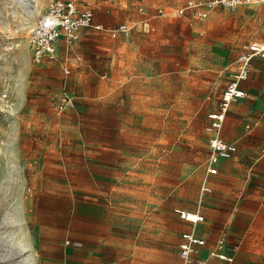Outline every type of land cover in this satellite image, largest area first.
Instances as JSON below:
<instances>
[{
  "label": "rangeland",
  "instance_id": "1",
  "mask_svg": "<svg viewBox=\"0 0 264 264\" xmlns=\"http://www.w3.org/2000/svg\"><path fill=\"white\" fill-rule=\"evenodd\" d=\"M50 1L0 0V264H40L34 226L57 219L100 236L113 264H181L192 227L180 211L210 218L195 232L227 260L209 264H264V59L230 105L237 151L200 194L207 114L241 45L264 39V6L197 20L175 17L176 0H77L104 27L132 30L84 29L35 63L29 37ZM65 95L72 107L58 112Z\"/></svg>",
  "mask_w": 264,
  "mask_h": 264
},
{
  "label": "built area",
  "instance_id": "2",
  "mask_svg": "<svg viewBox=\"0 0 264 264\" xmlns=\"http://www.w3.org/2000/svg\"><path fill=\"white\" fill-rule=\"evenodd\" d=\"M260 4L264 6V0H186V2L174 9L176 16L188 14L191 18L203 20L215 7L235 8L241 5ZM158 16L165 17L167 13L159 8L156 11ZM143 31L151 30L149 21L146 19L139 25ZM93 28L98 32H106L115 36L117 33H128L132 26L127 23L118 25L116 28L108 29L100 23L94 22V13L90 8H80L77 0H51L44 11L38 16L31 30L29 42L31 45V56L35 63L52 61L58 53L60 43L70 44L75 42L82 29ZM254 58H264V39L261 41H250L244 44L241 52L236 57L230 74V78L223 88L217 109L208 114V123L205 132L208 135L209 154L206 160V175L217 173V164L222 159H230L236 152L233 143L225 142L221 136L222 124L232 103L246 96L240 88L241 82L245 81L250 73L251 63ZM67 74L69 70L64 68ZM72 97L65 95L58 112L72 107ZM246 128H249L247 126ZM204 178L200 187V194L211 192L210 187ZM179 217L188 222L193 228L202 222L204 217L199 213L180 211ZM222 239L218 245L221 246ZM204 245V240L198 238L194 231H187L181 234L178 245V256L183 264H207V258L196 257L199 248ZM210 257L217 256L220 259H227L223 254L212 251ZM195 257V258H194Z\"/></svg>",
  "mask_w": 264,
  "mask_h": 264
},
{
  "label": "crops",
  "instance_id": "3",
  "mask_svg": "<svg viewBox=\"0 0 264 264\" xmlns=\"http://www.w3.org/2000/svg\"><path fill=\"white\" fill-rule=\"evenodd\" d=\"M185 2H186V0H183L182 2H179V0H176L175 4L173 6L174 7L173 9H175L178 6L183 5ZM159 8L163 9L167 13V16H165V17L159 16V17L167 18L171 11H167L162 6H158L156 8V11ZM172 13H174V10H172ZM174 15H175V13H174ZM185 16L190 17L188 14H186ZM175 17H178V16L175 15ZM94 22L99 23V22H96L95 19H94ZM100 24H102V23H100ZM150 26L152 27L151 30H153L154 29L153 25L150 24ZM88 29H93V28H88ZM82 30H84V29H82ZM250 41L251 40H248L241 45L239 52L237 53L236 57L241 52L242 46L244 44L250 42ZM62 44L63 43H60V46ZM60 46H59V48H60ZM236 57H235V59H236ZM235 59L231 63H229V65L227 66V69L229 71V78H230V74L234 70L233 63H234ZM259 60H262V59L254 58L252 63H251V67L254 63H256L255 61H259ZM251 67H250V71H251ZM249 75H250V73H249ZM229 78H228V80H229ZM228 80L225 82L224 86L222 87L221 92H222L223 88L225 87L226 83L228 82ZM244 83H245V81L241 82L240 88L245 92V94L247 96L248 87ZM221 92H220V95H221ZM244 98H242V99H244ZM219 99H220V97H219ZM216 109H217V107H216ZM216 109L212 110L211 112L215 111ZM229 109H230V107H229ZM228 112H229V110H228ZM228 112H227L225 120L222 124L220 136L225 142L235 144V142H231L232 137L230 136V133H229V128L233 125V118L228 114ZM208 114H207V116H208ZM207 123H208V118H207ZM207 123H206V125H207ZM247 126H249V128H246ZM256 126H257V123L254 121L251 123H247L245 125V128L250 130ZM204 130H205V128H204ZM235 146H236V144H235ZM207 147H208L207 148V157H208L209 150H210L209 144H208V135H207ZM236 151H237V146H236ZM207 157H206V160H207ZM223 161H225V159H222L218 162V164L216 166V168H217L216 174H218L219 167L222 165ZM216 174H214V175H216ZM214 175H206V165H205V177L204 178H207L208 176H214ZM207 184L210 187V189L212 190L208 181H207ZM186 212H189V211H186ZM190 213H198V212H190ZM178 217H179V215H178ZM203 217H205V216H203ZM205 218L208 221H210V218H208V217H205ZM179 219H180V217H179ZM180 220L187 223L188 225H190L185 220H182V219H180ZM207 220H206V222L204 221V223L203 222L202 223L203 224L208 223ZM202 223H200V224H202ZM34 227H35L34 230L36 232V236H35L36 238L34 239V243H35L34 246L37 247L35 252L39 256V263L40 264H113L112 257L110 256V257H108L109 259H107V255L105 253H103V250L99 249V246H106V243L94 244V242L96 243V242L101 241L100 236H98V235L94 236L92 234H89L86 231H81L79 229L77 230L76 228H71V227H64V220H61V222H60L58 219H57V221L39 222ZM195 227L194 228L192 227V229H189V230L187 229V230L181 232L179 235V239H178V243H177V257H178L181 264H183V263L178 256V245L180 243V236L182 233L187 232V231H191V230L194 231V234L198 238H201L204 240V245L199 248V253L196 257L207 258V264H209L210 259H212V257L209 256V253L214 251V250L211 251L210 249L206 248L205 238L202 237V235H199L195 232ZM63 238H66V239L62 242ZM217 244H218V242H217ZM218 251H219V253H221L225 257H227L226 254H224L222 251H220V250H218ZM213 257L220 259L217 256H213ZM221 260H225V259H221ZM190 264H193V263H190Z\"/></svg>",
  "mask_w": 264,
  "mask_h": 264
}]
</instances>
